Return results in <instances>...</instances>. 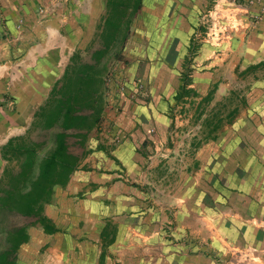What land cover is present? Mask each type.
<instances>
[{
  "label": "crops",
  "instance_id": "1",
  "mask_svg": "<svg viewBox=\"0 0 264 264\" xmlns=\"http://www.w3.org/2000/svg\"><path fill=\"white\" fill-rule=\"evenodd\" d=\"M108 1L0 0V178L2 147L97 40ZM219 1H130V41L156 42V63L107 91L97 150L46 208L57 231L31 228L16 264H264V66L246 72L264 63V22L242 56L243 36L206 31ZM191 41H206L193 59Z\"/></svg>",
  "mask_w": 264,
  "mask_h": 264
},
{
  "label": "trees",
  "instance_id": "2",
  "mask_svg": "<svg viewBox=\"0 0 264 264\" xmlns=\"http://www.w3.org/2000/svg\"><path fill=\"white\" fill-rule=\"evenodd\" d=\"M129 9L130 3L108 1L101 33L85 51L89 58L81 49L76 50L27 131L2 147L6 166L0 178V215L5 217L1 232L6 237L0 264H16L18 250L28 243L31 228L40 227L48 234L57 231L46 208L56 190L69 185L91 152L88 141L100 125L106 106L105 60L130 34V22L124 26ZM263 66L260 63L246 72ZM183 81L178 100L190 94L186 90L188 74Z\"/></svg>",
  "mask_w": 264,
  "mask_h": 264
},
{
  "label": "rangeland",
  "instance_id": "3",
  "mask_svg": "<svg viewBox=\"0 0 264 264\" xmlns=\"http://www.w3.org/2000/svg\"><path fill=\"white\" fill-rule=\"evenodd\" d=\"M123 3H130V0H122ZM257 0H224L221 7L218 8V12L214 13L215 7L209 9L207 13L202 15V21L204 25L208 28V33L213 32V36L223 37L228 35L243 36V41H229L241 43L242 46L239 49L241 55H244L246 46L251 42V37L254 35L260 25L264 22V4H260L261 8L258 10L256 7ZM131 14L126 13V19L124 21V26H127L131 20ZM212 30V31H211ZM234 39V38H233ZM206 41H191V51L189 53L190 59H193L195 52L200 46ZM222 42V41H214ZM154 41H130V36H127V39L123 44H118L113 51L106 58L105 62L108 65L107 72V88L108 91L114 95L121 96L126 94L125 90L130 84L129 70L139 68L142 69L144 64H155L156 58L152 56V53L157 51L156 47L153 44ZM228 43V41H224ZM89 43L82 45L81 50L83 51V56L89 58V55L86 51ZM237 51V49L235 48ZM161 50L158 52L160 53ZM219 54L223 53L218 51ZM239 68L236 69V75L232 79L235 86L245 87L250 83L246 78H243L239 74ZM194 69L191 68V65L187 68V73L190 75ZM190 80V79H188ZM223 81H228L224 79ZM135 84L139 83L138 80L133 81ZM134 83H131L132 86ZM119 85H124L125 90L123 92L119 91ZM131 90V89H130ZM129 94V92H128ZM90 148L89 144L87 145ZM51 148V147H50ZM48 148V150L50 149ZM92 151L97 150L96 144L93 142L90 148ZM89 149V150H90ZM91 153V152H90ZM47 154V151L44 152L42 156ZM5 224V217L0 215V251L4 248L5 236L2 234L1 229L2 225Z\"/></svg>",
  "mask_w": 264,
  "mask_h": 264
},
{
  "label": "built area",
  "instance_id": "4",
  "mask_svg": "<svg viewBox=\"0 0 264 264\" xmlns=\"http://www.w3.org/2000/svg\"><path fill=\"white\" fill-rule=\"evenodd\" d=\"M223 1H224V0L219 1V2L216 4V8H215L214 13H217V12H218V8L222 6ZM216 11H217V12H216ZM1 19H2V16H1V13H0V20H1ZM23 24H24V21L21 20L20 23H19V29L22 28ZM211 31H212V30H211ZM124 90H125V86H124V85H119V91L123 92Z\"/></svg>",
  "mask_w": 264,
  "mask_h": 264
}]
</instances>
